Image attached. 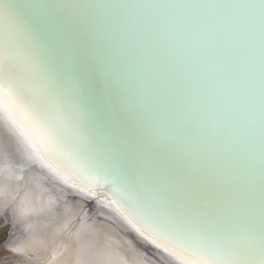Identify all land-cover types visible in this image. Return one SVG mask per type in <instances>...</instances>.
<instances>
[{
    "label": "snow or ice",
    "instance_id": "obj_1",
    "mask_svg": "<svg viewBox=\"0 0 264 264\" xmlns=\"http://www.w3.org/2000/svg\"><path fill=\"white\" fill-rule=\"evenodd\" d=\"M162 264H264V0H0V141Z\"/></svg>",
    "mask_w": 264,
    "mask_h": 264
},
{
    "label": "bare ground",
    "instance_id": "obj_2",
    "mask_svg": "<svg viewBox=\"0 0 264 264\" xmlns=\"http://www.w3.org/2000/svg\"><path fill=\"white\" fill-rule=\"evenodd\" d=\"M128 2L233 4L258 0ZM0 215L18 232L15 242L8 243L19 257L16 264H162L112 210L82 199L58 178L29 163L6 136L0 141Z\"/></svg>",
    "mask_w": 264,
    "mask_h": 264
},
{
    "label": "rangeland",
    "instance_id": "obj_3",
    "mask_svg": "<svg viewBox=\"0 0 264 264\" xmlns=\"http://www.w3.org/2000/svg\"><path fill=\"white\" fill-rule=\"evenodd\" d=\"M7 222L6 217L0 215V264H16L19 257L8 248V243L15 242L18 232Z\"/></svg>",
    "mask_w": 264,
    "mask_h": 264
}]
</instances>
